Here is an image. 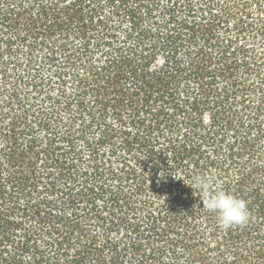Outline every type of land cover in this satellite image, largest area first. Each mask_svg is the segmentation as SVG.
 Listing matches in <instances>:
<instances>
[{
  "label": "trees",
  "instance_id": "1",
  "mask_svg": "<svg viewBox=\"0 0 264 264\" xmlns=\"http://www.w3.org/2000/svg\"><path fill=\"white\" fill-rule=\"evenodd\" d=\"M0 264H264V0H0Z\"/></svg>",
  "mask_w": 264,
  "mask_h": 264
},
{
  "label": "clouds",
  "instance_id": "2",
  "mask_svg": "<svg viewBox=\"0 0 264 264\" xmlns=\"http://www.w3.org/2000/svg\"><path fill=\"white\" fill-rule=\"evenodd\" d=\"M188 186L198 191L203 207L215 215L222 229L248 222L247 202L224 190L215 173L201 172L190 176Z\"/></svg>",
  "mask_w": 264,
  "mask_h": 264
}]
</instances>
